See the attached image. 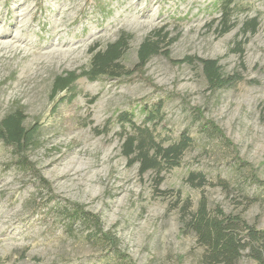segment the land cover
Masks as SVG:
<instances>
[{"label": "rangeland", "instance_id": "374dc122", "mask_svg": "<svg viewBox=\"0 0 264 264\" xmlns=\"http://www.w3.org/2000/svg\"><path fill=\"white\" fill-rule=\"evenodd\" d=\"M227 1L0 0V120L21 108L26 126L40 128L25 153L28 165L0 140V264H204L196 236L181 231L179 198H190L195 209L205 195L211 207L264 230V185L250 179L254 173L264 181V0H230L232 28L221 34ZM253 19L255 33L247 27ZM159 30L173 40L170 58L152 57L143 70L116 80L81 78L72 95L52 98L55 77L87 69L92 47L130 34L122 64L134 70L140 45ZM188 56L216 59L224 74L244 80L211 90L201 66L177 63ZM164 98L158 140L169 145L188 130L193 144L157 185L156 173L141 174L123 156L120 133L130 128L119 116L132 111L141 125L139 104ZM192 108L237 150L203 132ZM191 172L230 187L194 188L186 181ZM65 202L98 214L123 256L89 240L85 225L70 231L49 223L54 206ZM237 264L259 263L244 255Z\"/></svg>", "mask_w": 264, "mask_h": 264}, {"label": "trees", "instance_id": "16d2710c", "mask_svg": "<svg viewBox=\"0 0 264 264\" xmlns=\"http://www.w3.org/2000/svg\"><path fill=\"white\" fill-rule=\"evenodd\" d=\"M230 3L228 0L222 8L221 34L227 33L232 28L230 25L232 15ZM247 27L251 33H255L258 27L257 20H251ZM131 37L128 33H122L116 41L107 44L105 48H99L98 45L92 47L90 50L92 57L87 69L84 68L79 73L66 71L55 77L52 98H59L64 93L66 98L68 95H72L76 82L81 78L90 81H96L101 77L116 80L127 74L132 75L134 71L143 70L152 57L163 55L170 58L168 47L173 43V40L168 41V34L159 30L150 34L143 41L138 50V64L134 70H127L122 64V59L129 48ZM177 63L201 66L209 88L214 91L232 87L244 80L238 72L224 74L216 59L188 56ZM65 100L63 97L62 101ZM167 100L164 98L151 104L140 103V111L146 117L145 122L141 125L134 121L132 111L123 112L119 116L121 123L130 128V130L120 133L123 156L126 157L129 166L138 164L141 174L148 171L156 173L157 185L163 181V177L160 176L162 172L180 166L186 151L193 144L188 130H184L172 144L164 145L158 140L154 127L163 121L161 112ZM192 110L194 120L201 121L200 126L203 132L221 138L227 146L232 147L234 151L237 150L214 121L205 119L198 108H192ZM25 122L26 115L21 108L14 109L0 120V140L13 149L14 155L18 159L17 162L22 165L29 164L25 153L36 145L40 129L39 124L28 127ZM238 162L245 164L239 158ZM250 179L255 184L264 185V181L254 173L250 174ZM39 181L45 190H50L44 178L39 176ZM186 181L194 188L212 185L228 190L230 187L229 182L221 178L215 183L210 182L202 172H191ZM161 194L166 193L161 192ZM178 202L182 203L181 231L183 234L193 233L196 236L198 244L204 248L202 258L204 264H237L244 255L259 264H264V230L257 229L239 214L226 213L220 205L211 207L205 195L200 198L195 209H193V202L190 198L183 200L179 198ZM39 205L40 203L36 201L34 208H38ZM54 208L58 212H54L53 218H47L49 223L52 225L64 223V227L70 231L77 223L85 225L88 231L86 237L89 240L102 242L114 250L116 255L123 256L119 248V239L115 234L104 229L98 214L87 210L83 204L73 202H65L64 205L57 203ZM46 216L47 214L44 215V217Z\"/></svg>", "mask_w": 264, "mask_h": 264}]
</instances>
